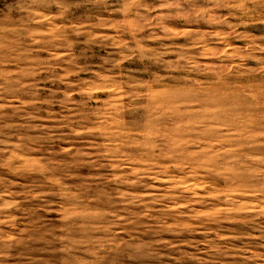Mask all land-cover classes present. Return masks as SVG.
<instances>
[{"label":"rangeland","instance_id":"obj_1","mask_svg":"<svg viewBox=\"0 0 264 264\" xmlns=\"http://www.w3.org/2000/svg\"><path fill=\"white\" fill-rule=\"evenodd\" d=\"M0 264H264V0H0Z\"/></svg>","mask_w":264,"mask_h":264}]
</instances>
